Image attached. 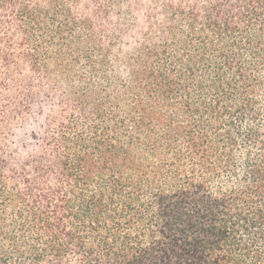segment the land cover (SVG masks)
Masks as SVG:
<instances>
[{"label": "trees", "instance_id": "obj_1", "mask_svg": "<svg viewBox=\"0 0 264 264\" xmlns=\"http://www.w3.org/2000/svg\"><path fill=\"white\" fill-rule=\"evenodd\" d=\"M108 1L0 0V264H264V0Z\"/></svg>", "mask_w": 264, "mask_h": 264}, {"label": "rangeland", "instance_id": "obj_2", "mask_svg": "<svg viewBox=\"0 0 264 264\" xmlns=\"http://www.w3.org/2000/svg\"><path fill=\"white\" fill-rule=\"evenodd\" d=\"M163 0H109L111 11L113 12L114 19H133L139 16V11L142 7L149 3H158ZM175 3L177 1L187 0H167ZM157 5V4H156Z\"/></svg>", "mask_w": 264, "mask_h": 264}]
</instances>
